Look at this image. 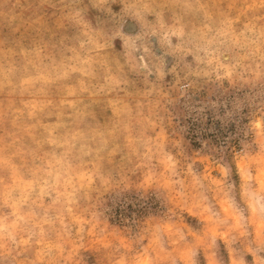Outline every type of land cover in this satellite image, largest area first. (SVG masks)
<instances>
[{
  "label": "rangeland",
  "instance_id": "374dc122",
  "mask_svg": "<svg viewBox=\"0 0 264 264\" xmlns=\"http://www.w3.org/2000/svg\"><path fill=\"white\" fill-rule=\"evenodd\" d=\"M0 264H264V0H0Z\"/></svg>",
  "mask_w": 264,
  "mask_h": 264
}]
</instances>
